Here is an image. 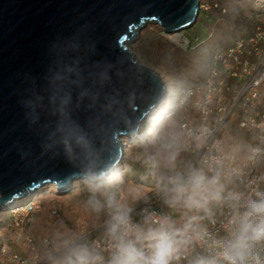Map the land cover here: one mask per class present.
Wrapping results in <instances>:
<instances>
[{"label":"water","instance_id":"obj_1","mask_svg":"<svg viewBox=\"0 0 264 264\" xmlns=\"http://www.w3.org/2000/svg\"><path fill=\"white\" fill-rule=\"evenodd\" d=\"M200 4L0 0V212L45 185L66 194L116 169L124 140L167 97L128 43L148 24L192 27Z\"/></svg>","mask_w":264,"mask_h":264},{"label":"clouds","instance_id":"obj_2","mask_svg":"<svg viewBox=\"0 0 264 264\" xmlns=\"http://www.w3.org/2000/svg\"><path fill=\"white\" fill-rule=\"evenodd\" d=\"M207 136V129L185 132L164 117L152 142L150 162L157 170L158 190L168 207L182 210L179 221L148 209L137 221L134 205L143 197L129 189L126 196L109 201L103 244L73 235L57 237L48 264H179L181 259L188 264H264V192L245 199L230 190L222 157L196 164L180 161L186 139L199 149ZM100 207L97 201L96 210ZM225 207L230 212L226 235L213 237L203 221L213 222L214 210ZM209 239L214 240L211 248L191 255Z\"/></svg>","mask_w":264,"mask_h":264},{"label":"rangeland","instance_id":"obj_3","mask_svg":"<svg viewBox=\"0 0 264 264\" xmlns=\"http://www.w3.org/2000/svg\"><path fill=\"white\" fill-rule=\"evenodd\" d=\"M200 3L204 7L200 8L192 27L166 33L161 26L148 24L133 42L128 43L137 60L160 76L167 88L166 100L152 112L139 136L124 144L123 157L113 174L99 182L78 180L66 194L50 189L51 185H45L35 192L34 200L40 203L41 208L33 221L23 229L33 236L38 251L50 252L52 248V245L48 248L41 244L42 235L51 236L54 240L73 235L80 237L82 242H91V237L86 235L107 219L106 211L111 199L124 197L133 188L144 195L151 187L158 185L157 170L150 162V156L160 121L169 111V118L178 126L184 112L189 109V104L180 107L174 94L203 79L210 53L215 49L227 48L246 21L264 16V0H200ZM214 4L225 8L226 12L221 13L212 7ZM196 39L197 43L194 42ZM189 41L193 44L186 48L182 42L186 44ZM259 91L264 95V85ZM167 108L170 109L165 111ZM188 160V157L184 159L181 155L182 164ZM97 201L101 205L99 211L95 208ZM161 205L175 214L164 200ZM11 210L6 208L0 212V258L6 249H17L22 253L27 250L25 242L15 243L18 228L13 223V216L5 221ZM53 210L58 211V220L51 215Z\"/></svg>","mask_w":264,"mask_h":264},{"label":"built area","instance_id":"obj_4","mask_svg":"<svg viewBox=\"0 0 264 264\" xmlns=\"http://www.w3.org/2000/svg\"><path fill=\"white\" fill-rule=\"evenodd\" d=\"M201 7L204 6L201 4ZM212 7L221 13L226 12L225 8L217 4ZM245 24L227 48L215 49L210 53L203 79L182 90L178 105L184 107L189 104V109L184 112L178 127L193 133H199L201 129L208 130L207 142L202 148L198 149L194 143L186 140L188 162L202 163L210 156L224 158L223 170L231 180L229 189L243 193L247 199L250 196L256 198L257 191L264 192V95L259 91L264 85V16L246 21ZM194 42L197 43V39ZM182 44L188 48L193 42ZM170 115L168 111L164 117ZM229 122L249 140L247 152L242 156L229 151L225 146L222 131ZM254 149L260 151L254 152ZM142 197L134 205L133 217L137 221L141 219L140 214L144 209L180 220L181 209H174L173 214L161 205L163 197L158 185L151 187ZM40 208V203L32 198L16 207L15 211L9 212L18 228L15 243L25 242L27 250L23 253L17 249L4 250L0 264H48L50 252L38 251L33 236L23 229L33 221ZM214 211V221L204 220L203 223L213 237H224L229 209L217 208ZM108 213L109 210L106 211L105 221L87 233L86 237H91V242L103 244ZM51 215L58 220V211L53 210ZM40 242L49 248L54 239L42 235ZM213 243L214 240L209 239L206 246H197L191 255L205 252ZM179 264H188V261L181 259Z\"/></svg>","mask_w":264,"mask_h":264},{"label":"crops","instance_id":"obj_5","mask_svg":"<svg viewBox=\"0 0 264 264\" xmlns=\"http://www.w3.org/2000/svg\"><path fill=\"white\" fill-rule=\"evenodd\" d=\"M222 136L225 140V146L229 151L236 153L238 156H242V153L247 152L249 140L233 123L229 122L227 124L226 128L222 131ZM181 155L184 159L188 157L185 151Z\"/></svg>","mask_w":264,"mask_h":264},{"label":"trees","instance_id":"obj_6","mask_svg":"<svg viewBox=\"0 0 264 264\" xmlns=\"http://www.w3.org/2000/svg\"><path fill=\"white\" fill-rule=\"evenodd\" d=\"M208 62V61H207ZM206 65H207V63H206ZM206 65H205V69H206ZM199 83V82H198ZM195 84H197V83H195ZM195 84H193V85H195ZM193 85H191V86H193ZM190 86V87H191ZM187 88H189V87H187ZM174 95H176V98L175 99H178L179 97H180V95H181V92L179 93H177V94H174ZM170 108H167L165 111H168ZM54 190V189H53ZM27 199H29V198H27ZM27 202V200H22V202H19V201H15V202H13V203H10L8 206H7V208H10V207H12V206H14V205H18V206H21V205H23V204H25ZM18 203H21V204H18ZM10 215H9V217H7L6 218V220L5 221H9L10 220ZM0 260H1V258H0Z\"/></svg>","mask_w":264,"mask_h":264},{"label":"bare ground","instance_id":"obj_7","mask_svg":"<svg viewBox=\"0 0 264 264\" xmlns=\"http://www.w3.org/2000/svg\"><path fill=\"white\" fill-rule=\"evenodd\" d=\"M165 100H166V98H165ZM165 100H164V101H165ZM130 141H132V139H128V138H127V139L124 140V144L127 145ZM118 165H119V164H118ZM118 165H117V166H118ZM110 174H113V173L110 172ZM108 175H109V174H108ZM108 175H106V177H107ZM104 177H105V176H104ZM56 187H57V185L54 184V185H51V188H50V189L53 190V189H55ZM28 197H30L29 199H31L32 196H31V195H28V196H26V197H24V198L17 199V201H19V202H22V200H27V201H28V200H29V199H27ZM15 201H16V200H15ZM18 204H21V203H18ZM12 209H13V210H11V211H15V210H16L15 208H12Z\"/></svg>","mask_w":264,"mask_h":264}]
</instances>
